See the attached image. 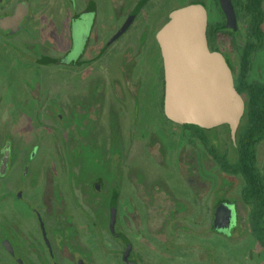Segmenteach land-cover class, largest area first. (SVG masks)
Masks as SVG:
<instances>
[{"label":"rangeland","instance_id":"obj_1","mask_svg":"<svg viewBox=\"0 0 264 264\" xmlns=\"http://www.w3.org/2000/svg\"><path fill=\"white\" fill-rule=\"evenodd\" d=\"M25 1L19 29L6 20L15 13H0V166L10 149L0 169V234L3 213L12 220L25 213L22 191L52 226L56 264H264L242 196L245 180L234 168L250 90L264 83V21L263 36L253 37L247 0H151L142 23L115 41L112 8L123 13L137 0H98L105 41H92L73 61L66 58L70 21L82 0ZM189 4L204 7L207 46L224 58L243 99L235 127L194 130L165 115L152 31L163 14ZM256 156L264 177V139ZM222 200L233 214L216 222ZM4 202L13 209L1 210ZM24 220L33 224L29 215ZM1 245L0 236V264H14Z\"/></svg>","mask_w":264,"mask_h":264},{"label":"water","instance_id":"obj_2","mask_svg":"<svg viewBox=\"0 0 264 264\" xmlns=\"http://www.w3.org/2000/svg\"><path fill=\"white\" fill-rule=\"evenodd\" d=\"M25 9L6 19L13 23L10 28L19 24ZM205 29L204 7L189 4L173 10L157 33L165 78L164 112L179 123L204 127L229 123L235 127L243 112V99L233 85L224 58L209 50ZM114 223L112 219V228ZM125 242L126 259L131 244L127 239Z\"/></svg>","mask_w":264,"mask_h":264},{"label":"flooded vegetation","instance_id":"obj_3","mask_svg":"<svg viewBox=\"0 0 264 264\" xmlns=\"http://www.w3.org/2000/svg\"><path fill=\"white\" fill-rule=\"evenodd\" d=\"M69 1L72 5H74L76 0ZM150 1L151 0H137V3L132 8L130 7L131 4L129 5L131 9H129V7H124L125 9L123 8V10L125 12L123 13H119L120 7L116 8V6H114L112 8L113 10L115 9L114 14L116 13V22H114V25L118 27V29L112 36L113 41L118 40L122 35L128 32V29H130L134 25H137L136 23H142L138 20L140 17H142L143 12L147 9L146 7L148 6ZM25 7H27L25 0H0V13H3V11L4 14H9V12L10 14L21 12V10H23ZM150 8H153L152 5ZM99 9L100 8L98 0H82V5L79 13L75 14L74 17L72 15V19L70 21L72 49L66 56L69 61H73L74 59L80 58L82 56L84 57L85 54L89 51V47H91L92 41H96L97 43L98 41H105L104 38H101V33L97 32L100 24L103 25V23H105L104 26H107V21L99 18ZM24 19L25 16H23V18L20 20V24L17 25L18 29L20 28ZM161 19H164L163 24L159 28L152 31V33L154 32L155 41H158V31L169 19V12L163 14L161 16ZM105 34L106 33H104V35ZM139 38L140 41H147L146 36H139L137 38V41L139 40ZM110 39L111 38H109V40ZM9 159L10 149L9 147H7L2 153L0 166L2 172L5 171ZM18 196V200L22 201V207L20 208L21 210H19V212L24 211L25 213L17 212L18 218L15 220L9 219L7 214L3 213L4 218H6L7 224L3 225L4 229L1 231L0 236L2 244L1 246H5L4 248L7 252V257L14 264H56V235L51 232L52 226L50 225L49 221H47L46 216L41 212L39 204L35 206L36 198L30 197L29 195L25 196L22 191H19ZM226 202V200H222L218 204H216L213 215L216 222H220L221 219L227 217L230 218L233 214V210L229 208L230 206L227 205ZM7 204L8 203L4 202L1 206V210L10 211L13 209L9 207V204ZM28 215L32 218L33 224H31L29 220H24V218L26 219ZM215 224L214 226L216 227ZM9 240L12 244H10ZM125 264H134V262L132 260H128L125 261Z\"/></svg>","mask_w":264,"mask_h":264},{"label":"trees","instance_id":"obj_4","mask_svg":"<svg viewBox=\"0 0 264 264\" xmlns=\"http://www.w3.org/2000/svg\"><path fill=\"white\" fill-rule=\"evenodd\" d=\"M264 0H247L244 5L251 18L252 36L259 39L263 36ZM164 82V71L161 69ZM247 123L238 136V163L234 167L245 180L242 190L243 200L251 207L250 228L264 250V177L257 165L256 144L264 139V83H256L250 90L246 109ZM194 130L202 129L196 123H185ZM216 158L224 168L232 169L225 157ZM233 168V169H234Z\"/></svg>","mask_w":264,"mask_h":264}]
</instances>
